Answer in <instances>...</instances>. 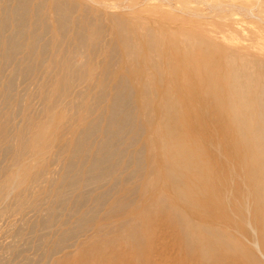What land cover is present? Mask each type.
Here are the masks:
<instances>
[{
	"label": "bare ground",
	"instance_id": "obj_1",
	"mask_svg": "<svg viewBox=\"0 0 264 264\" xmlns=\"http://www.w3.org/2000/svg\"><path fill=\"white\" fill-rule=\"evenodd\" d=\"M9 1L13 2L9 5L5 3L6 8L0 7L9 12V15L0 20V51L7 53L8 57L11 53L15 56L17 52H23L24 56L20 57L26 56L27 62V54L34 57L37 55L36 62H29L27 66L31 67L28 71L34 69L35 73L43 70L38 72L41 75L37 74L45 78L43 80L37 77L36 82L39 84L35 85L39 87L38 92L49 90L47 85L50 84L59 91L57 95L50 96L51 92L42 95V107L38 106L39 111L31 112V116L25 115L23 128L18 127L19 123L17 130L13 128L15 123L11 127L6 125V136H0V150L11 160L7 171L2 173L6 175L0 182V205L4 206L5 210L9 209L10 201L16 199V203H12V210H9L12 216L13 212L15 215L16 212L23 214L28 208L39 215L50 211L53 213L51 218L42 213L44 218L37 217L34 228L44 225L53 232L56 227H64L65 234L71 237L67 241L74 239V243H68L66 246L44 248L43 255L39 256L42 257L40 260L46 259V264H137L143 258L141 264H157L153 260H161L162 256L169 259L172 250L177 255L176 264H264V35L254 37L252 43L250 40H247L250 43L232 41L237 39L235 31L241 30L237 26L240 20L237 14H241L242 19L248 23H256V26L258 23L261 26L264 24V0ZM139 6L145 7L137 10ZM142 13H147L151 18ZM26 16H29V29L25 32L20 30L21 34L18 36L20 20ZM161 19L166 23L158 25ZM206 21L216 24L222 31L205 27L203 23ZM9 22L12 23L13 30L6 34L4 29L7 28L3 27ZM189 22L195 25L184 27L185 24L189 25ZM171 23L178 24L181 29H176ZM257 27L264 28L259 25ZM262 30L264 32V29ZM224 31L228 32L225 34ZM21 37L25 40L21 45L24 46L27 42L24 48H21L18 41ZM244 39L242 41H245ZM61 54L65 55L64 58L58 59ZM78 55L83 57L81 63L76 59ZM100 56H105V71L101 73L99 68L103 67L100 65ZM6 58L3 59L4 64L7 62ZM23 59L20 58L16 63L24 62ZM13 60L15 59L12 58V62ZM122 61V70L116 75L121 66L118 69L114 66ZM110 67L116 73L112 71V74ZM13 71L15 72L14 69ZM103 72L109 75L108 78L110 74L114 77L111 75L113 78L104 81L103 88L99 87L101 90L94 91L97 82L94 78L98 77L97 73L102 76ZM2 79L4 76L0 78ZM111 79L116 82L113 85L115 87L112 86L114 89L110 88V82H113ZM193 79L207 90L208 95L201 100V104L204 103L205 110H209L203 111L204 118L200 120L199 117V121H194V125L188 120V112L194 110L193 105L188 100L184 101L187 94L185 88L190 85L189 80ZM92 80L95 84H90ZM157 83L162 88L155 95L153 90ZM3 85L5 87V84ZM9 87L6 85V91L0 95L6 97L5 102L6 99L7 102L10 101ZM134 88L143 99L142 113L139 115L136 114L137 111L133 112L137 104L133 99L136 93L132 95ZM92 89L94 92L88 93V90ZM14 95L11 96L13 99ZM140 95L138 96L141 99ZM88 97L91 103L86 104L84 101ZM18 101L23 102L19 103L23 110L26 100H16L17 103ZM155 103H159L156 106H161L160 113H156L157 119L151 118L152 113H149L156 108ZM9 104L5 109L9 108ZM31 105L29 104V108ZM18 110L21 113L20 107ZM153 114L155 115L154 112ZM18 115L21 116H16ZM60 117L68 119L65 122L60 120L64 123L58 122V125L63 124L62 131H67L59 134L64 143L62 145L56 144L58 135L56 131L53 132L57 126V118ZM21 118H24V115ZM21 118L18 122L23 123ZM64 118L61 119L65 120ZM213 119L217 123L213 122ZM155 125L160 129H156ZM155 131H158L159 144L153 142ZM68 132L71 137L67 136V140L65 136ZM143 134L146 135L143 146L127 150L129 152L126 153L122 151L134 147L137 141L139 143V137ZM97 136L101 139L96 140ZM159 146L163 152L160 156L156 153ZM54 148H57L56 151L59 150L58 153L63 157H58L59 160L63 159L65 162L66 159L60 166L62 174L61 177L58 176L61 181L55 177L54 169L48 171L43 168L45 157L48 158L47 155L50 152L52 154ZM144 151L145 153H142ZM146 151L148 156L144 158ZM157 156L161 159L159 166L156 165ZM76 158L78 162L74 160ZM3 162L2 159V166ZM142 165H145L146 169ZM56 172H60L59 169ZM52 173L55 175L52 176ZM136 177L142 180L138 183L139 188L136 185ZM111 179H114L112 187L121 182L127 184L131 181L132 184L136 179V184L129 192L126 191L128 194L140 191V195H145L152 191L153 198L156 196L159 201L164 202L161 210L168 212L170 221L165 227L166 234H178L180 237L176 244L170 249L162 248L164 251H160V247L155 250V246L149 245L151 243L153 246V239L156 237L152 236H156L159 231L151 222L145 220L154 218L157 212L154 208L145 209L143 213L144 209L139 207L143 214L140 215L141 220L134 218L137 214L139 216L140 211L132 216L134 221L129 219L131 217H125L129 213L128 210L126 213L124 211L125 215L121 218L109 223L102 220L93 228L92 221L95 222L99 215L100 218L103 217L99 214L104 211L100 206L105 209L103 207L109 201L108 194H112L109 193L112 187H109L110 190H107V187L99 192L97 196L100 198H94H99V202L89 210L82 214L81 209L78 210L79 214L77 209L76 212L73 210L71 217L75 216V220L68 219L58 223L59 219H52V216L59 214L55 215L56 212L61 213L59 216L66 213L67 208H61L60 204L68 203L75 195L81 199L87 197L88 200L104 185H109ZM120 185L122 187V184ZM36 192H39L38 196H35ZM117 203H113L105 213H121L131 202L128 205L126 202L121 203L120 206ZM137 204L135 202L132 212L136 210ZM143 222L151 224L147 226ZM25 224L22 223L24 226ZM16 228L21 231L19 227ZM91 230L94 232L90 236L88 233ZM84 238L92 244L90 241H84ZM159 238L160 236L157 239L160 240ZM73 247L80 251L76 249L77 252H67V249ZM65 250L66 252L59 256ZM18 251L21 256L23 251ZM125 251L129 253L125 254ZM181 253L185 256H181ZM128 254L130 256L126 258ZM139 257L141 259L137 260ZM31 259L32 257L28 260ZM25 262L23 263L28 264Z\"/></svg>",
	"mask_w": 264,
	"mask_h": 264
},
{
	"label": "rangeland",
	"instance_id": "obj_2",
	"mask_svg": "<svg viewBox=\"0 0 264 264\" xmlns=\"http://www.w3.org/2000/svg\"><path fill=\"white\" fill-rule=\"evenodd\" d=\"M38 0H35V2H37ZM8 2V3H7ZM11 2H13V1H9V0H2V2H1V0H0V3H1V5H0V7L3 9V8H6L7 7V5H9V3L11 4ZM5 3L7 4V5H5ZM47 7V6H46ZM145 7V6H144ZM143 7V8H144ZM0 8V11L2 10ZM138 8H141V9H143L142 8V6H139V7H137V10H138ZM129 9V8H128ZM4 10H2V12H0V20H1V18H3V17H5L6 15H9L8 13V11H4ZM140 11H143V10H140ZM144 16L146 15V17H150L151 18V16H149L147 13L145 14V13H142ZM29 17V16H28ZM28 17L26 16L25 18L23 17L21 20H20V27H19V31H18V36H20V30H24V32L27 30V29H29V22L27 23V21H28ZM237 17H240V20H239V23H238V25L237 26H239L240 28H241V30L240 31H238V30H236L235 31V33H234V35H235V37L237 38H233V39H236V40H232V41H234L235 43H250V42H247V40H254V37H256V36H262V35H264V32H263V30L262 29H264V28H261V27H264V24H262V26L260 25V23H258L257 24V26L259 25V27L261 28V29H259L257 26H256V23L255 24H253V23H248L247 21H245V20H243L242 18H243V16L241 15V14H237ZM26 18H27V20H26ZM22 20H23V22H22ZM160 22L158 23V25H162V24H164V20H159ZM163 22V23H162ZM21 23H23L22 24V27H21ZM166 23V22H165ZM9 24H10V22L9 23H7L6 24V26L5 27H3V29L4 28H7V29H4L5 30V33L6 34H9V33H11L12 31L11 30H13V25H12V23L10 24V26H11V28L12 29H10L9 30ZM157 24V23H156ZM189 25H187V24H185V26L184 27H192V26H194L195 24H192V23H188ZM25 25V26H24ZM28 27H27V26ZM171 25L172 26H176L175 28L177 29V28H180V26L178 25V24H176V25H174V23H171ZM170 25V26H171ZM187 25V26H186ZM190 25H192V26H190ZM203 25L205 26V27H207V28H209V29H216L217 31H222L221 29H220V27H218L216 24H214V23H212V22H208V21H206V22H204L203 23ZM171 26V27H172ZM178 26V27H177ZM24 27L26 28V29H24ZM173 27V28H174ZM181 29V28H180ZM195 29V28H194ZM179 30V29H178ZM228 31H224V33L226 34ZM22 36V35H21ZM234 37V36H233ZM244 38H246V40L244 39ZM20 39V38H19ZM22 39V40H21ZM21 41L20 40H18L19 41V44L21 43V44H23V42L25 41L22 37H21ZM245 40V41H242V40ZM23 41V42H22ZM262 42L264 43V39L262 38ZM26 43V44H25ZM24 43V46H26L27 45V42H25ZM251 43H252V41H251ZM20 44V46H21V48H24V46L23 45H21ZM119 52V51H118ZM0 60L2 61H0V63H2V65L0 64V73H1V75H0V78H3V76H4V79H6V78H8L9 77V75H10V73H11V75H10V77L8 78V80H7V82H6V80H4V79H2V80H0L1 82H0V95H2V93H4L5 91H6V85H8V86H10L9 88H11V89H9L8 91H9V93H10V95L12 96V95H14V99L10 96L9 97V102H7V99H6V102H5V98L6 97H4V95L3 96H1V97H3V99L0 97V99H2L1 101H0V106H1V103L3 104L1 107H3V108H1L0 107V109H2V110H0V112L2 111V115H0V134H2L3 133V131H5L4 132V135L2 134V135H0V136H2V137H5L6 136V133H7V131L6 130H8V128H5V127H11V125L13 124V123H15V124H13V128H14V130L16 129H21V128H23V125L25 124V115L26 116H31L30 115V113L32 112V113H34V112H38L39 111V108H38V106L39 107H42V106H40V105H42L43 104V100H40V99H43V96L42 95H46V94H50V92H51V94H50V96L51 95H57V94H59V91H57L56 89H54L53 88V84H50V86H48L47 85V87H50V88H48L49 90H42V91H39L38 92V89H39V87L38 86H36V85H38L39 84V82H36V81H38V78L37 77H41V76H37V74L38 75H41V73H38L40 70H42V69H40L38 72L36 71V73L34 72L35 70L34 69H31V71H28L31 67L30 66H27V63H28V65H29V62L30 63H34V62H36V60H37V55H35V57L33 56V55H30V56H33V57H30L28 54H27V59L29 58V60H28V62H27V60H26V56L25 57H20V56H24V54L25 53H23V52H17L18 53V55H17V53L15 54V56H14V53H11L10 55H9V57H8V54L7 53H2V51H0ZM20 53H22V54H20ZM3 54V55H2ZM20 54V55H19ZM11 55H12V57H11ZM16 55H17V57L19 58H25V59H23V60H25L24 62H26L25 64H24V62H21V63H23L22 64V66L20 65L21 63L20 62H18V63H16V61L18 60H20V58L18 59L17 57H16ZM61 55H63V57L61 56ZM61 55H59L58 56V59H62V58H64V54H61ZM119 55H121L120 54V52H119ZM2 56V57H1ZM3 56H5V57H3ZM14 56V57H13ZM37 56V57H36ZM6 57H8V58H6ZM48 57V56H47ZM54 57V56H53ZM60 57V58H59ZM80 57V58H79ZM2 58V59H1ZM4 58H6V60H7V62L10 60V62H5V64H4V61H3V59ZM12 58L13 59H15V60H13L14 62H12ZM17 58V59H16ZM33 58V59H32ZM83 57L82 56H80V55H78L77 57H76V59H77V61H79L78 63H81V60L83 61V59H82ZM100 58V60H101V63H100V65H102V67H103V62L105 63V61H103V60H105V56L103 57V56H100L99 57ZM75 59V60H76ZM30 60H32V62L30 61ZM34 60V61H33ZM15 65H14V64ZM123 63V61L122 62H120L119 64H116V67L114 66V68H116V69H118L120 66V70H117V73L116 72H114L113 70V68H111V72L113 71L114 73H116V75L118 74H120V72H121V68L123 67V65H124V63ZM10 65V66H6V65ZM16 64H17V66H16ZM5 65V66H4ZM19 65V66H18ZM118 65V66H117ZM26 66H27V68H26ZM4 67V68H3ZM5 67H6V69H5ZM18 67V68H17ZM29 67V68H28ZM101 67V68H102ZM105 67V66H104ZM104 67L102 68V69H100L99 68V66H98V68H99V72L101 73L103 70H104ZM112 67H113V65H112ZM25 68L27 69V70H25ZM98 68H97V71H98ZM2 69H4L3 71H2ZM13 69L15 70V72L13 71ZM19 69V71H16V70H18ZM20 69H21V71L23 72V75H22V72L20 71ZM116 69H115V71H116ZM13 71V73H12V71ZM24 70H25V72H24ZM5 71V72H4ZM27 71L30 73H27ZM43 71V70H42ZM105 71V70H104ZM113 72H112V74H113ZM2 73L4 74L3 76H2ZM21 75H20V74ZM26 73H27V75H26ZM33 74V76L31 77V75ZM100 73H97V75H96V77L98 76H100V75H98V74H100ZM105 72H103L102 73V76H103V74H104ZM15 74H16V76L17 77H15ZM112 74H110V78L113 76L114 77V75H112ZM6 75H8L7 77H6ZM14 75V76H13ZM24 75H26V77H27V79H26V77L24 76ZM36 75V76H35ZM42 75H44L43 73H42ZM112 75V76H111ZM127 75V74H126ZM129 75V74H128ZM20 76V77H19ZM102 76H100L99 77V79H98V77L97 78H94V80L96 81L97 80V82H99L98 84H97V82H96V84H95V81H91L90 82V84H95V86H96V88H93V89H95L94 91H98V89L99 90H101V88H103V84H104V81L105 82H107L108 80H110V78H108L109 77V75L108 74H104V76L102 77ZM105 76H107V77H105ZM46 77V76H45ZM60 77V74H59V76H58V78ZM62 77V76H61ZM112 77V78H113ZM10 78H13L12 80L10 79ZM17 78V79H16ZM30 78V79H29ZM35 78V79H34ZM105 78H106V80H105ZM108 78V79H107ZM23 79V80H22ZM27 81H26V80ZM41 79H45V78H42L41 77ZM101 79V80H100ZM4 80V81H3ZM10 80V81H9ZM31 80V81H30ZM43 80H41V81H43ZM113 79H111V81H112ZM11 81H12V83L14 84V82H15V84L14 85H11L12 83H11ZM36 83H35V82ZM5 82V83H4ZM34 82V83H33ZM101 82V83H100ZM189 82H190V85L189 86H187L186 88H185V90H186V99L184 100V101H186V100H188L189 102H190V104L191 105H193V109L194 110H192L191 112H188V120L190 121V124H196V123H194V121L196 122H198L199 121V117H200V120H202V118H204V113L205 112H209V110H205V106H204V103H203V105L201 104L202 102H201V100H203L207 95H208V92H207V90H205V88L203 87V86H201V84H198V83H196L195 81H194V79L193 80H189ZM103 83V84H102ZM116 82H115V80H113V82L111 83L110 82V88L115 84ZM3 84H5V87H4V85ZM36 84V85H35ZM157 86L156 87H154V93H155V95L157 94V93H159L160 92V90H161V88H160V85L157 83L156 84ZM13 86V87H12ZM52 86V87H51ZM101 86V88H99ZM159 86V87H158ZM37 87V88H36ZM46 87V88H47ZM104 87H105V85H104ZM113 87H115V86H113ZM112 87V89H114ZM135 88L137 89V87L135 86ZM134 88V92L132 93V95L134 96V94H135V97H133V99L135 100V109L136 110H133V112L134 113H136V111L138 112V113H136L137 115H139V113H142L141 112V107H142V104H143V99H142V97H141V95L139 94V92L138 91H136V89ZM158 88H160V89H158ZM13 89V90H12ZM51 89H53V91L54 92H52V90ZM93 89L92 90H88V93L90 92V93H92V92H94L93 91ZM51 90V91H50ZM56 90V91H55ZM13 91V92H12ZM92 91V92H91ZM35 92H38V93H35ZM41 92V93H40ZM44 94H43V93ZM46 92V93H45ZM12 93V94H11ZM24 93V94H23ZM26 93L28 94V95H26ZM137 93H138V95H140V97H141V99L139 98V96L137 95ZM16 94L18 95V96H16ZM34 94H36L35 96H37V94H38V98L37 97H35L34 96ZM40 95V96H39ZM15 96H16V98H15ZM25 97L24 99H23V97ZM27 96V97H26ZM42 96V97H41ZM137 96V97H136ZM41 97V98H40ZM90 97V96H89ZM88 97V98H89ZM18 98V99H17ZM27 98V99H26ZM36 98V99H35ZM88 98H86L85 99V101H84V103H86V102H90L91 103V100H90V98L88 99ZM136 98H138L137 99V101H136ZM21 100L22 99V101H24V100H26L25 102H24V104L26 105V107L25 108H23V110L25 111H23L22 110V106H20V104L21 103H23V102H21L20 103V101H18V103L16 102V100ZM31 99V100H30ZM33 100V102L31 103V101ZM87 100V101H86ZM142 100V101H141ZM4 101V102H3ZM29 101V102H28ZM42 101V102H41ZM157 102H158V100H157ZM4 103H5V107H4ZM8 103H10L8 106H9V108H7V109H5L6 108V105L8 104ZM16 103V104H15ZM20 103V104H19ZM42 103V104H41ZM88 103H86V104H88ZM142 103V104H141ZM19 104V105H18ZM29 104H32L31 105V107L29 108ZM156 104H159V103H155V106H156ZM201 104V105H200ZM199 105V106H198ZM20 107V109H21V113L22 112H24V114H21L20 113V110H18L19 109V107ZM13 107H14V109H13ZM16 107H18L17 109H16ZM34 107V108H33ZM36 107V108H35ZM136 107H138V108H136ZM201 107V108H200ZM32 108H33V110H32ZM202 108H204V110L202 109ZM5 109V110H4ZM8 109H11V110H8ZM139 109V110H138ZM161 109V106L160 105H157L156 106V108H154V109H152V110H150L149 111V113L151 114H153V112L155 113V115L153 116L152 114H151V118H156L157 119V117H158V115L156 114V113H160V110ZM4 110V111H3ZM15 111V112H13V111ZM28 110V111H27ZM32 110V111H31ZM9 111H10V113H9ZM17 111H19V112H17ZM152 111V112H151ZM157 111V112H156ZM203 111H205V112H203ZM5 112H7L6 113V115H5V117H3L4 116V113ZM11 112H13V114L11 113ZM17 112V113H16ZM9 113V114H8ZM14 113H16L15 114V116H12V115H14ZM27 113L29 114V115H27ZM144 113V112H143ZM198 115H197V114ZM203 113V114H202ZM9 115V117H8V115ZM10 114H11V116H12V119L10 120V118H11V116H10ZM17 114H20L21 116H16ZM23 115H24V118H21V117H23ZM201 115H202V117H201ZM153 116V117H152ZM157 116V117H156ZM3 117V118H2ZM6 117H8V119L6 118ZM16 117H18V119L16 118ZM197 117H198V120H197ZM2 118V119H1ZM19 118H21V120L22 121H24L23 123H21V122H18V120H19ZM61 118H64V117H60V118H57V122H56V124H57V126H56V129L58 128H60L61 127V125H62V128H60L59 130H60V132H59V130H56L55 129V126H54V131L53 132H55L56 131V134L58 135V138H59V134L60 135H62L61 133L63 132L62 130H64V128H63V124H61V125H58L59 123H64L65 121H68V119H66V118H64L65 120H63V119H61ZM121 119V118H120ZM193 119V120H192ZM20 120V121H21ZM60 120L61 121H64V122H60ZM16 121V122H15ZM215 120L213 119V122H214ZM5 122V123H4ZM6 122H7V124H6ZM59 122V123H58ZM216 123H217V121H215ZM11 123V124H10ZM17 123H19L18 124V127H17ZM7 125V126H6ZM10 125V126H9ZM22 126V127H21ZM155 128H156V125H155ZM160 129V127L159 126H157V128L156 129ZM4 129V130H3ZM57 131H58V133H57ZM65 132H67V131H65ZM65 132H63V133H65ZM158 131L156 132L155 131V133H153V142H155L156 141V144H159V142H160V139H159V137H158ZM145 134H143L142 136H140L139 138H141V140L138 138V140H140L139 141V143H138V141H137V143H136V145L134 146V147H130V148H128V149H125V147H123L125 150H122L123 148L121 147V150L122 151H124V153H126V152H129V151H131V149H133V150H135V149H137V147H138V149H139V147H141V146H143L142 145V143L143 142H145V140H146V135L144 136ZM67 136H68V138L69 137H71V133L70 132H68V133H66V136H65V138L68 140V138H67ZM142 137H145V138H142ZM57 138V140H59V141H55L56 142V144H58V145H62V144H64V143H62V139L61 138H59L58 139ZM64 138V141L63 142H65V139ZM2 139V138H1ZM1 139H0V142H1ZM99 139H101L99 136H97L96 137V140H99ZM143 139V140H142ZM61 140V141H60ZM94 140V139H93ZM141 142V143H140ZM140 144V145H139ZM139 145V146H138ZM136 147V148H135ZM115 148V147H114ZM113 148V149H114ZM135 148V149H134ZM158 149L159 150H156V153H157V155H159L160 156V154H162L163 152L161 151V149H160V146L158 147ZM54 151L52 152V154H51V152H50V154H48L47 156H48V158L47 157H45L46 158V162L44 161V163H45V165H44V163H43V168L44 169H46V170H53L54 169V171H53V173H55L54 175H55V177L57 178V180L58 181H61V179H60V175L62 174L61 173V169H62V167H60L61 165H63L65 162H66V159H65V162H63V159H60L59 160V158H63L62 156H60L61 155V153L59 154L58 152H59V150H58V152L56 151L57 150V148L55 149H53ZM127 150H129V151H127ZM144 150V149H143ZM142 150V151H143ZM147 150V149H146ZM159 151H160V153H159ZM2 152L4 153V151H1L0 150V161L2 162V159H3V166L1 165L0 167H2V169L0 170V182H2L4 179H5V177H4V175H6V173H4V175H2V173L3 172H5V170L7 171V166H9L10 164H11V160H9L10 158L9 157H5V155L4 154H2ZM58 154H57V153ZM56 153V154H55ZM142 153H145V151L144 152H142ZM159 153V154H158ZM53 154H55L54 156H53ZM148 153H147V151H146V154H144V158H147V155ZM4 155V156H3ZM50 155V156H49ZM52 155V156H51ZM59 155V156H58ZM55 156H57L56 157V160H54V158H55ZM146 156V157H145ZM5 157V158H4ZM50 157H53L52 159L50 158ZM59 157V158H58ZM158 157V156H157ZM2 158V159H1ZM6 159H8V160H6ZM49 159V160H48ZM51 159V160H50ZM58 159V160H57ZM5 160L7 161L6 163H5ZM48 160V161H47ZM62 160V161H61ZM76 162H78V159L76 158V159H74ZM50 161V162H49ZM0 162V163H1ZM8 162H10V163H8ZM59 162H60V165H59ZM145 163H146V159H145V161H144ZM8 163V164H7ZM47 163V164H46ZM50 163V164H49ZM144 163V164H145ZM161 164V159H160V157H158V159H157V163H156V165L157 166H159L160 164ZM53 164V165H52ZM50 165V166H49ZM5 166V167H4ZM142 167L144 168V169H146V166L144 165H142ZM52 168V169H51ZM4 169V170H3ZM58 169H59V171L60 172H56V171H58ZM48 170V171H49ZM53 173H52V176H54L53 175ZM59 173V174H58ZM60 177H59V176ZM59 177V178H58ZM131 177V176H130ZM4 178V179H3ZM136 179L138 180V182H137V184H136ZM136 179L134 180V183H120V184H122V187H121V185L120 184H115L113 187H112V185L111 184H113L112 183V181L114 182V179H111V181H110V184L108 185V184H106V185H104V187L103 188H101V189H99L97 192H95L94 193V196H92V198L91 197H89L88 198V200L86 199H84V197H83V199H81V197L79 196H77V195H75V196H73V197H71V199L68 201V203L66 202V203H64V204H60L59 205V207H61V208H63L64 207V209L65 208H67V210H66V213H64V215L62 214V215H60L59 216V214H61L60 212H56V213H54L55 215L57 214V213H59V214H57V216H52L53 218V220L56 218V219H59L58 221V223H61V222H63V221H66V220H68V219H70V221H73V220H75L76 219V217L74 216L73 218L71 217L72 215H71V212H73L74 213V211L77 209V214H79V211L78 210H80V214H82L83 212H85V211H87V210H89L91 207H93L94 205H96V203H98L99 201V198H100V196H97V194L99 195V192H101L102 190H104L105 188H111L112 187V190L111 191H109V193L110 192H112V194H108V197H110L109 198V201L107 202V204L105 205V207H103V208H105V209H102L101 208V206H100V209L101 210H104V211H102L103 213H105L109 208H110V206L111 205H113V203H117V205L118 206H120L121 205V203H125L126 202V204L128 205L130 202V205L128 206V207H125L124 208V210L120 213L119 211L118 212H115V211H113L111 214H102V212H99V214H101L103 217L102 218H100L101 216L99 215V217L95 220V222L94 221H92V225L94 226L93 228H95V225H97V223H99V222H102V220H105L106 221V223H109V222H113V221H115V220H117V219H119V218H121L123 215H125L124 214V211H125V213L126 212H128V210H129V213L128 214H126V216L125 217H131V218H129V219H133V221H134V218H140L139 220H141L142 218H141V216L143 215L142 214V212L144 213V211H145V209H151V208H154V210H156L157 212H156V214L154 215V218H145V220L146 221H148V222H151L152 224H153V226H154V228L155 229H159V231H157L156 232V236H152V233H154L153 231H151L150 232V235L152 236V238H155V239H153V246L151 245V243H149V245L151 246V247H154L155 246V250H158L159 249V247L161 248L160 249V251H162L163 249L162 248H164V250H166V249H170L171 248V246L173 245V244H176V242L179 240V235L178 234H176L175 232H172L171 233V235H167L166 234V229H165V227L166 226H168V224H170V221L168 220V212H165V210L163 211V210H161V208H162V205L164 204V202L162 203L161 201H159V199L156 197H154L153 198V194H152V191H149L148 193H145V195L144 194H142L141 193V195H140V191H139V189H138V191L139 192H137L136 194H131V193H127L126 191H130V188L133 186V185H139L140 184V181H142V180H139V178L138 177H136ZM121 181V180H120ZM119 181V182H120ZM116 183H117V181H115ZM139 183V184H138ZM142 183V182H141ZM123 184H124V186H123ZM117 186H119L118 188H116ZM127 186H129V188H126ZM115 187V189H113ZM125 187V188H124ZM135 187V186H134ZM107 188V190H110V188L108 189ZM138 188H139V186H138ZM127 189V190H126ZM118 190H119V192H118ZM121 190V191H120ZM124 190V191H123ZM117 191V192H116ZM114 192H116V194H114ZM38 194H39V192H36V195L35 196H38ZM113 194H114V196H113ZM41 195H43V193L41 194ZM126 197H125V196ZM130 195H131V197H130ZM150 195H151V197H150ZM153 195V196H152ZM113 196V197H112ZM137 196V197H136ZM78 197V198H77ZM97 197H99L97 200H95ZM112 197V198H111ZM120 197V198H119ZM121 197H122V199H121ZM130 197V198H129ZM134 197V198H133ZM149 197V198H148ZM74 198H76V199H74ZM95 198V199H94ZM118 200H117V199ZM123 198H124V200H123ZM129 198V199H128ZM142 198V199H141ZM79 199V200H78ZM111 199V200H110ZM116 199V200H115ZM132 199V200H131ZM136 199V200H135ZM139 199V200H138ZM150 199V200H149ZM16 199H12V201H14V202H12V201H10V204H11V206H14L13 204H15L16 203V201H15ZM121 200V201H120ZM128 200V201H127ZM130 200V201H129ZM133 200H134V202H133ZM147 200V201H146ZM73 201V202H72ZM78 201V202H77ZM80 201V202H79ZM111 201V202H110ZM117 201V202H116ZM140 201V202H139ZM135 202H136V204L138 203H140V204H145V206L143 207V205H138L137 204V206H136V210H134L133 212H132V208L134 207V209H135ZM147 204H146V203ZM13 203V204H12ZM86 203V204H85ZM134 203V204H133ZM162 203V204H161ZM131 204H132V206H131ZM65 205H66V207H65ZM70 205V206H69ZM108 205V206H107ZM115 205V204H114ZM152 205V206H151ZM9 207V209L7 210H5L4 209V206H2V205H0V211H1V216H0V264H15V262H16V264H18L19 262H21V264H24L23 262H25L26 260L28 261H26L25 263H28V264H46L47 263V260L46 259H41L40 260V258H42V257H39V256H42L43 255V253H44V248H55V246H57V245H59V246H66V245H68V243H74V239L72 240V239H70V241L71 242H69V241H67L68 239H69V237L65 234V232H64V227L63 228H61V229H57V227L54 229L55 231H51L49 228H48V226H46L48 229H46L45 228V226L44 225H39L37 228L35 227L34 228V224H35V222L37 221L36 219H38L37 217H39V218H41V217H43L44 218V215H45V217L46 216H51V215H53V213L52 212H50V211H45V212H42L44 215H42V213L39 215V213H37L36 211H34L33 209H31L30 210V208H28V210L26 211L25 210V212L22 214V213H20V212H16V214L17 215H15V213L13 212V211H11V212H13V216H12V213L11 214H9V210H12V207ZM116 206V205H115ZM149 206H151V207H149ZM2 207H3V209H2ZM108 207V208H107ZM144 209L143 211L140 209ZM116 208H117V206H116ZM119 208V207H118ZM160 210H159V209ZM2 209V210H1ZM60 209V208H59ZM70 211H69V210ZM99 209V210H100ZM107 209V210H106ZM130 209H131V211H130ZM5 210V211H4ZM33 210V211H32ZM74 210V211H73ZM106 210V211H105ZM142 212H141V211ZM6 213V215H5V213ZM138 211H140L139 212V216H138V214H137V212ZM76 212V211H75ZM131 212V213H130ZM27 215H26V214ZM123 213V214H122ZM137 215H136V214ZM18 214H21L22 215V217H21V215H18ZM49 214V215H48ZM69 214V215H68ZM134 214L136 215L134 218L132 217V216H134ZM142 214V215H141ZM4 215V216H3ZM10 215V217H8V216ZM39 215V216H38ZM106 215H107V217H106ZM141 215V216H140ZM26 216V217H25ZM41 216V217H40ZM59 216V217H58ZM63 216V217H62ZM105 216V217H104ZM8 217V218H7ZM12 217V218H11ZM29 217V218H28ZM60 217H62V218H60ZM25 218V219H24ZM51 218V217H50ZM71 218H72V220H71ZM105 218V219H104ZM24 219V220H23ZM27 219V220H26ZM149 219V220H148ZM14 220V221H13ZM23 220V221H22ZM36 220V221H35ZM113 220V221H112ZM11 221V222H10ZM21 221V222H20ZM13 222V223H12ZM104 222V221H103ZM145 222V221H144ZM144 222H143V224H144ZM147 222V223H148ZM22 223L23 224H25V226L24 225H22ZM150 223V224H151ZM12 224V225H11ZM150 224L148 223V224H144V225H149L150 226ZM21 225V226H20ZM91 225V226H92ZM23 226V227H22ZM29 226V227H28ZM31 226V227H30ZM16 227H19L20 229H21V231H19V229L18 228H16ZM25 227H27V228H25ZM41 227V228H40ZM145 227V226H144ZM25 230H24V229ZM34 228V229H33ZM153 228V227H152ZM151 228V229H152ZM18 229V230H17ZM30 230V231H29ZM31 230H33L32 232H31ZM17 231H19V232H17ZM38 233H37V232ZM64 233H63V232ZM95 231H96V229H95ZM56 232V233H55ZM92 232V233H91ZM93 230H91L89 233H88V235H90L91 236V234H93ZM23 233V234H22ZM136 234L138 233V232H135ZM140 233V232H139ZM142 233V232H141ZM162 234V236H161V234ZM17 234V235H16ZM35 234V235H34ZM37 234V235H36ZM65 234V235H64ZM158 234V235H157ZM20 235V236H19ZM59 235V236H58ZM62 235V236H61ZM35 236V237H34ZM52 236H53V238H52ZM65 236V237H64ZM89 236V237H90ZM160 236V240H158L157 238ZM19 237V238H18ZM37 237V238H36ZM63 237V238H62ZM66 237H68L67 239H66ZM88 237V238H89ZM162 237V238H161ZM52 238V239H51ZM57 238V239H56ZM71 238V237H70ZM16 239V240H15ZM41 239V240H40ZM64 239V240H63ZM85 239V240H84ZM83 240L84 241H86V239L87 238H84ZM156 239H157V241H156ZM90 240H87L86 242H89ZM58 242V243H57ZM62 244H64V245H62ZM90 244H92L91 243V241H90ZM41 245V246H40ZM92 246V245H91ZM90 246V247H91ZM94 246V245H93ZM157 246V247H156ZM21 249H20V248ZM16 248V249H15ZM92 248H94V247H92ZM92 248H90V249H92ZM150 248V247H149ZM24 249V250H23ZM77 249V248H76ZM75 249V247H73V248H69V249H67V252L68 251H75V252H77V250H78V252L80 251V249H77L76 250ZM18 250H20V252L22 253V251H23V253L21 254V256H20V253H19V251ZM163 250V251H164ZM124 251V250H123ZM15 252L17 253V254H15ZM25 252V253H24ZM66 252V250L64 251V252H62V254L60 253L59 254V256H62L64 253ZM19 253V254H18ZM124 253V252H123ZM127 253H129V252H127ZM126 253V251H125V254H127ZM171 255H170V258L169 259H167L166 258V256H162V258H161V260H163L162 262H161V260L160 259H158V260H153L155 263H159V264H176L175 263V261H176V258H177V255L174 253V252H172V250H171ZM12 254V255H11ZM25 254H26V256H25ZM15 255V256H14ZM24 256H25V258H24ZM29 256H31L32 257V259L29 261L28 259H30L31 257H29ZM129 256H130V254H128L127 256H126V258H129ZM181 256H185V254L184 253H181ZM29 257V258H28ZM38 257H39V259H38ZM20 258V259H19ZM28 258V259H27ZM37 258V259H36ZM25 259V260H24ZM35 259V260H34ZM138 259H141V257H139V258H137V260ZM14 260V261H13ZM17 260V261H16ZM24 260V261H23ZM34 260V261H33ZM38 260V261H37ZM168 260V261H167ZM140 262V264H141V262L143 261V258L141 259V260H139ZM30 262V263H29ZM139 263H137V264H139ZM20 264V263H19ZM134 264V263H133Z\"/></svg>",
	"mask_w": 264,
	"mask_h": 264
}]
</instances>
